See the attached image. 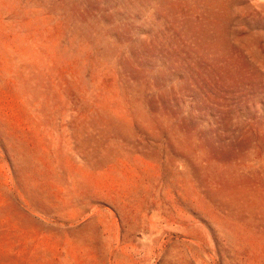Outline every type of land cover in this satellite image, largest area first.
Masks as SVG:
<instances>
[{"label":"rangeland","instance_id":"obj_1","mask_svg":"<svg viewBox=\"0 0 264 264\" xmlns=\"http://www.w3.org/2000/svg\"><path fill=\"white\" fill-rule=\"evenodd\" d=\"M0 264H264V0H0Z\"/></svg>","mask_w":264,"mask_h":264}]
</instances>
